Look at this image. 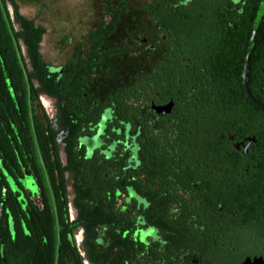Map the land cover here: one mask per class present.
<instances>
[{
    "label": "flooded vegetation",
    "instance_id": "1",
    "mask_svg": "<svg viewBox=\"0 0 264 264\" xmlns=\"http://www.w3.org/2000/svg\"><path fill=\"white\" fill-rule=\"evenodd\" d=\"M136 1L101 0L54 66L91 55L100 38L88 33L117 13L95 50L115 56L87 90L101 109L79 137L104 158L103 221L85 264H264V0ZM115 60L99 92L96 76ZM39 96L42 107L54 101ZM3 170L8 186L29 191L26 173L19 183Z\"/></svg>",
    "mask_w": 264,
    "mask_h": 264
},
{
    "label": "trees",
    "instance_id": "2",
    "mask_svg": "<svg viewBox=\"0 0 264 264\" xmlns=\"http://www.w3.org/2000/svg\"><path fill=\"white\" fill-rule=\"evenodd\" d=\"M116 21L114 13L107 24L89 32L100 38L91 45L92 54L67 59L59 71L40 52L44 25L20 12L16 0H0V264L1 255L8 264L90 260L89 232L103 221V171L98 167L104 158L100 147L88 155L79 137L89 133L101 109L87 90L91 71L105 57L115 56L111 49L103 54L95 50ZM41 93L54 98L51 115L38 100ZM5 167L19 183L26 173L29 191L8 186ZM79 228L82 238L75 243L73 233Z\"/></svg>",
    "mask_w": 264,
    "mask_h": 264
},
{
    "label": "rangeland",
    "instance_id": "3",
    "mask_svg": "<svg viewBox=\"0 0 264 264\" xmlns=\"http://www.w3.org/2000/svg\"><path fill=\"white\" fill-rule=\"evenodd\" d=\"M19 10L25 16L40 22L45 27V33L40 41V52L44 60L52 66L61 63L69 55L71 40L84 32L86 27L92 24L95 17L99 16L97 5L101 0H16ZM138 2L131 0L130 4ZM133 10L126 13L122 25L131 23ZM120 36L115 32L112 37ZM117 61L107 62L96 76V84L101 92L106 86L115 80ZM109 71V72H108ZM47 114L53 111L52 101L45 108Z\"/></svg>",
    "mask_w": 264,
    "mask_h": 264
},
{
    "label": "water",
    "instance_id": "4",
    "mask_svg": "<svg viewBox=\"0 0 264 264\" xmlns=\"http://www.w3.org/2000/svg\"><path fill=\"white\" fill-rule=\"evenodd\" d=\"M7 7H8V8H9V10H10V6H9V5H7ZM39 98H40V96H39ZM72 195H73V194H70V195L68 196L69 204L71 203V198H72Z\"/></svg>",
    "mask_w": 264,
    "mask_h": 264
}]
</instances>
